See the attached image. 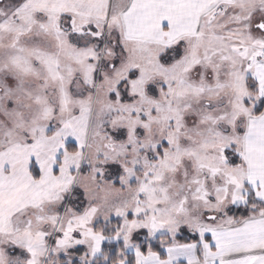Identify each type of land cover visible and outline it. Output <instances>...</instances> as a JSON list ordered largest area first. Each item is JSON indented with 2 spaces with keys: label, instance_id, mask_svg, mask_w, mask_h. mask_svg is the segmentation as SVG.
<instances>
[{
  "label": "snow or ice",
  "instance_id": "6c2138e0",
  "mask_svg": "<svg viewBox=\"0 0 264 264\" xmlns=\"http://www.w3.org/2000/svg\"><path fill=\"white\" fill-rule=\"evenodd\" d=\"M0 264H264V0H0Z\"/></svg>",
  "mask_w": 264,
  "mask_h": 264
}]
</instances>
